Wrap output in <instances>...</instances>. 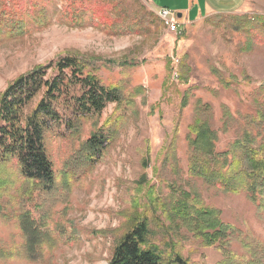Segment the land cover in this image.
<instances>
[{"label":"rangeland","instance_id":"obj_1","mask_svg":"<svg viewBox=\"0 0 264 264\" xmlns=\"http://www.w3.org/2000/svg\"><path fill=\"white\" fill-rule=\"evenodd\" d=\"M118 1L128 14L144 13L150 23L159 22L144 1ZM244 1L149 0L157 9L176 14L187 7L191 19L204 16L180 23L179 35L168 34L160 22L139 34L126 31L132 24L108 30L93 24L88 14H82L85 24L72 25L58 18L65 2L55 4L46 26L34 27L29 23L31 9L22 5L26 34H0V95L19 76L67 55L77 57L103 86L119 87L124 94L119 108L108 105L98 121L81 128L83 142L99 129L112 138L93 163L76 153L80 141L73 144L79 150L71 153L74 148L58 138L62 127L47 134L45 147L55 172L51 191L31 192V184L16 179L14 168H6L15 185L8 208L0 214V264H107L133 215L143 214L156 233V246L188 264H264V198L253 204L244 192L222 193L188 172V127L197 103L210 107L217 153L245 132L264 157V0H247L250 10L232 13ZM209 12L214 15L207 16ZM125 14L118 10L112 17ZM36 19L46 21L41 12ZM234 20L236 30L231 27ZM248 22L254 35L246 32ZM171 56L180 60L177 81L172 79ZM181 192L217 210L229 239L206 246L191 233L175 232L160 211L147 209L151 196L160 205L170 198L180 200ZM19 206L44 237L35 256L25 251L19 219L11 215H19ZM55 215L64 219L62 229L73 244L55 243Z\"/></svg>","mask_w":264,"mask_h":264},{"label":"trees","instance_id":"obj_2","mask_svg":"<svg viewBox=\"0 0 264 264\" xmlns=\"http://www.w3.org/2000/svg\"><path fill=\"white\" fill-rule=\"evenodd\" d=\"M57 2H65L58 18L72 25L85 24L82 14H88L93 24L96 21L108 30L132 24L133 27H127L129 33H143L151 25H160L158 21L150 23L144 13L128 14L118 0H0V34L6 33L10 37L26 34V21L22 18L23 13H19L22 5L31 9L29 23L32 26H46ZM118 10L125 11V16L113 19L112 12ZM38 12L46 21H37ZM261 20L264 25V19ZM237 21L231 24L235 30ZM244 26L248 28L246 32L254 35L249 30V22ZM49 71H52L50 75ZM123 94L119 87L103 86L91 71L85 70L77 57L70 55L47 66L35 67L11 82L0 95V214L8 208L5 205L11 202L9 191L15 185L6 174L7 167L17 171L16 179L31 184V192L51 191L55 172L45 147L47 134L62 127L58 138L74 148L71 153L79 150L73 144L80 141L83 124L98 121L110 104L119 108L123 104ZM38 96L37 104L28 109ZM196 107L199 109L196 108L194 121L188 127L187 138L190 176L225 194L244 192L250 202L256 204L257 199L264 198L262 149L253 147L254 139L244 132L243 138L237 139L226 151L217 153V133L211 128L210 107H200V103ZM111 140L108 133L105 135L99 129L84 142L80 141V150L76 153L82 154L86 163H93ZM171 188L174 193H180V189ZM181 193L180 200L170 198L160 201V205H156L155 197L149 196L147 209L154 210L155 214L160 211L175 232L191 233L206 246L229 239V230L219 219L217 210L200 206L190 193ZM17 208L22 210L19 215L10 214L14 220L19 219L20 231L26 239L25 251L35 256V247L44 241V237L29 212L22 206ZM53 223L58 228L55 243L75 242L63 231L61 215H55ZM155 236L145 214L133 215L107 264H188L173 252L163 253L156 246Z\"/></svg>","mask_w":264,"mask_h":264},{"label":"built area","instance_id":"obj_3","mask_svg":"<svg viewBox=\"0 0 264 264\" xmlns=\"http://www.w3.org/2000/svg\"><path fill=\"white\" fill-rule=\"evenodd\" d=\"M155 14L161 25L164 27L166 32L171 35H179L180 32V22L177 17V14L171 12L166 8H160L155 10ZM171 65H173L174 69L172 72L173 81H177L178 73L176 72V68L178 69L180 60L178 57L171 56L170 57Z\"/></svg>","mask_w":264,"mask_h":264},{"label":"crops","instance_id":"obj_4","mask_svg":"<svg viewBox=\"0 0 264 264\" xmlns=\"http://www.w3.org/2000/svg\"><path fill=\"white\" fill-rule=\"evenodd\" d=\"M142 1H144L147 5H149V6H151V8H153L154 10H156L157 8L155 7V4L154 3H152V2H149V0H142ZM249 7V5H247V0H245L243 3H242V5L240 6V8L237 10V11H235V12H232V13H238V12H242V11H248V10H246L247 8ZM162 8H166V7H162ZM182 12H180V13H178L177 14V17H178V15H180V17L178 18L179 19V22L181 23V24H189V23H192V22H194V21H197L198 19H200L201 17H204V16H202V15H198L196 18H193V19H191V18H189V15H188V8L186 7V8H181L180 9ZM249 10H250V7H249ZM231 14V13H230ZM210 15H214V12H209V13H207V16H210ZM206 16V17H207Z\"/></svg>","mask_w":264,"mask_h":264},{"label":"water","instance_id":"obj_5","mask_svg":"<svg viewBox=\"0 0 264 264\" xmlns=\"http://www.w3.org/2000/svg\"><path fill=\"white\" fill-rule=\"evenodd\" d=\"M180 17V15H178V18Z\"/></svg>","mask_w":264,"mask_h":264}]
</instances>
